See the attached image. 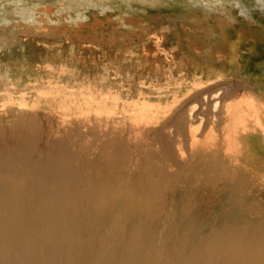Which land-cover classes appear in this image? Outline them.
Returning a JSON list of instances; mask_svg holds the SVG:
<instances>
[{"label":"rangeland","instance_id":"374dc122","mask_svg":"<svg viewBox=\"0 0 264 264\" xmlns=\"http://www.w3.org/2000/svg\"><path fill=\"white\" fill-rule=\"evenodd\" d=\"M23 2L35 14L31 24L11 15V6L2 9L12 22L0 27V140L20 121L50 118L75 132L93 127L94 136L76 141L85 149L104 131H159L171 120L182 127L194 110L198 138L224 144L225 155L255 179L252 195L264 201V2L244 0L249 7L240 15L233 0ZM249 12L250 22L242 18ZM137 141L143 158L161 152L146 134ZM131 192L148 196L139 179ZM180 193L165 192L167 220L151 227L156 239L162 225L175 222Z\"/></svg>","mask_w":264,"mask_h":264},{"label":"bare ground","instance_id":"6f19581e","mask_svg":"<svg viewBox=\"0 0 264 264\" xmlns=\"http://www.w3.org/2000/svg\"><path fill=\"white\" fill-rule=\"evenodd\" d=\"M193 111L182 127L171 120L159 131H104L85 149L76 141L94 136L93 127L20 121L0 140V264H264L255 179L224 144L198 138ZM145 134L161 150L149 159L137 144ZM135 179L147 191L142 200L131 192ZM173 187L177 216L156 239L151 227L167 220L164 194Z\"/></svg>","mask_w":264,"mask_h":264},{"label":"clouds","instance_id":"9594fccd","mask_svg":"<svg viewBox=\"0 0 264 264\" xmlns=\"http://www.w3.org/2000/svg\"><path fill=\"white\" fill-rule=\"evenodd\" d=\"M259 2H264V0H259ZM257 0H253V4H256ZM11 6L13 8V12L11 15L17 18L19 22L24 24H31L34 22L35 14L31 11L30 6L26 7L23 0H7V3L0 5V27H4L7 24H10L12 21L7 19V13L2 11L3 8H7ZM233 10L236 12L237 15H240L241 9H247L249 7L248 4L244 2V0H233L232 3ZM244 19L251 21V12L247 15L243 14ZM87 18L83 17L77 20V23H84L86 22Z\"/></svg>","mask_w":264,"mask_h":264}]
</instances>
